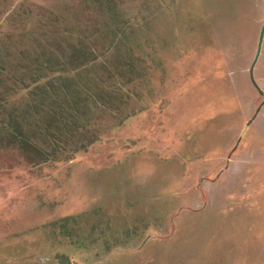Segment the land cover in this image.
Instances as JSON below:
<instances>
[{"label":"rangeland","instance_id":"obj_1","mask_svg":"<svg viewBox=\"0 0 264 264\" xmlns=\"http://www.w3.org/2000/svg\"><path fill=\"white\" fill-rule=\"evenodd\" d=\"M263 15L0 0V264H264Z\"/></svg>","mask_w":264,"mask_h":264},{"label":"water","instance_id":"obj_2","mask_svg":"<svg viewBox=\"0 0 264 264\" xmlns=\"http://www.w3.org/2000/svg\"><path fill=\"white\" fill-rule=\"evenodd\" d=\"M263 31H264V15H263V19H262V28H261V34L263 33ZM260 34V35H261ZM259 44H258V49H257V51H256V58H257V55H258V53H259V46H260V43H261V38L259 37V42H258ZM255 58V59H256ZM252 65V64H251ZM250 78H251V82L253 83V85L255 86V88L257 89V91L259 92V94H261L262 93V89H260L259 88V86L257 85V83H256V81H255V79L253 78V74H252V66H251V68H250Z\"/></svg>","mask_w":264,"mask_h":264},{"label":"trees","instance_id":"obj_3","mask_svg":"<svg viewBox=\"0 0 264 264\" xmlns=\"http://www.w3.org/2000/svg\"><path fill=\"white\" fill-rule=\"evenodd\" d=\"M250 80H251V78H250Z\"/></svg>","mask_w":264,"mask_h":264}]
</instances>
